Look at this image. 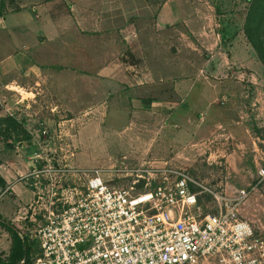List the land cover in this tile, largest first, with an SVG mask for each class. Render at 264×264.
I'll list each match as a JSON object with an SVG mask.
<instances>
[{
  "label": "rangeland",
  "instance_id": "1",
  "mask_svg": "<svg viewBox=\"0 0 264 264\" xmlns=\"http://www.w3.org/2000/svg\"><path fill=\"white\" fill-rule=\"evenodd\" d=\"M121 1L122 7H148L152 12L167 0ZM253 1L167 3L171 14L180 12L181 17L177 24L163 29V39L158 43L163 58V86L145 88L139 97L177 100L176 104L152 103L148 107L113 94L105 95L94 107L88 104L58 108L54 102L58 103L59 98L52 95L19 110L1 101L0 117L5 115L4 109H10L33 135L38 143L37 154L47 164L86 171L98 169L110 187L127 185L122 177L112 178L113 168L166 163L225 197H235L244 190L247 197L239 207V217L250 225L256 237L264 240V14L260 17L257 9L255 13ZM148 16L147 21H151L153 14ZM4 23L9 25V16ZM117 32L119 42L124 34L123 30ZM117 47L118 57L126 61L128 51L121 43ZM15 48V55L35 61L31 47ZM0 51H5L1 45ZM54 59L37 58L36 62L47 69L41 62ZM51 69L56 72L57 68ZM172 76L177 80L191 79L195 84L177 98L166 83ZM203 77L210 88L199 100ZM17 91L24 99L30 96ZM15 96L10 97L13 102ZM22 101L21 105L26 103ZM42 130L46 136L40 134ZM34 152L31 141L0 137V220L10 225L29 202L30 193L17 180L32 169L28 158ZM198 201L203 212H212L209 198L203 196ZM9 244V235L0 226V258L7 256ZM30 247L37 251L36 243Z\"/></svg>",
  "mask_w": 264,
  "mask_h": 264
},
{
  "label": "built area",
  "instance_id": "2",
  "mask_svg": "<svg viewBox=\"0 0 264 264\" xmlns=\"http://www.w3.org/2000/svg\"><path fill=\"white\" fill-rule=\"evenodd\" d=\"M28 134L32 169L17 182L30 198L11 225L37 244L29 264H264V240L239 217L244 190L225 197L166 163L113 168L127 185L110 187L98 169L47 164ZM201 196L212 212H203Z\"/></svg>",
  "mask_w": 264,
  "mask_h": 264
},
{
  "label": "crops",
  "instance_id": "3",
  "mask_svg": "<svg viewBox=\"0 0 264 264\" xmlns=\"http://www.w3.org/2000/svg\"><path fill=\"white\" fill-rule=\"evenodd\" d=\"M170 1L149 12L148 7H122L121 0H2L0 30L4 31L0 45L5 51L0 53V103L6 100L11 109L19 110L54 95L59 98L54 107H94L105 95L118 94L148 107L152 103L176 104L177 100L139 97L145 88L163 86L158 43L163 39V29L177 24L181 17L180 12L171 14V7H166ZM149 14H153L151 21L145 17ZM7 16L9 25L4 23ZM120 30L124 38L118 42ZM117 43L128 51L126 61L118 57ZM15 46L22 50L31 47L36 59H55L41 62L47 67L43 69L40 61L15 55ZM51 67L57 68L56 72ZM174 77L166 83L177 98L195 84L191 79ZM200 84L199 100L210 88L204 77ZM6 87L11 89L4 93ZM18 89L30 96L22 99ZM14 96L13 102L10 97ZM22 100L26 103L21 105Z\"/></svg>",
  "mask_w": 264,
  "mask_h": 264
},
{
  "label": "trees",
  "instance_id": "4",
  "mask_svg": "<svg viewBox=\"0 0 264 264\" xmlns=\"http://www.w3.org/2000/svg\"><path fill=\"white\" fill-rule=\"evenodd\" d=\"M1 1L2 0H0V6ZM252 5L253 8H255V13H257L258 10L261 17L264 14V0H254L252 2ZM0 137L12 138L13 141H30V136L24 129L22 123L20 121H17L14 117L8 116L7 114L0 117ZM2 185L3 182L0 179V186ZM0 226L4 228L8 233L10 240L7 256L4 258H0V264H19L20 261H23L22 264H29L30 246L27 244V241L25 239L21 240L17 236L14 227L6 223L5 221L0 220Z\"/></svg>",
  "mask_w": 264,
  "mask_h": 264
},
{
  "label": "bare ground",
  "instance_id": "5",
  "mask_svg": "<svg viewBox=\"0 0 264 264\" xmlns=\"http://www.w3.org/2000/svg\"><path fill=\"white\" fill-rule=\"evenodd\" d=\"M22 99H24V98H22Z\"/></svg>",
  "mask_w": 264,
  "mask_h": 264
}]
</instances>
